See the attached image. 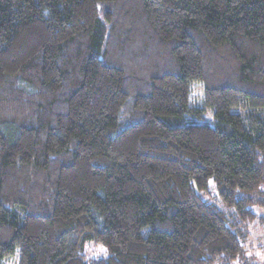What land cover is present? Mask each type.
Returning <instances> with one entry per match:
<instances>
[{
    "label": "trees",
    "instance_id": "obj_1",
    "mask_svg": "<svg viewBox=\"0 0 264 264\" xmlns=\"http://www.w3.org/2000/svg\"><path fill=\"white\" fill-rule=\"evenodd\" d=\"M256 209L264 0H0V264H264Z\"/></svg>",
    "mask_w": 264,
    "mask_h": 264
},
{
    "label": "rangeland",
    "instance_id": "obj_2",
    "mask_svg": "<svg viewBox=\"0 0 264 264\" xmlns=\"http://www.w3.org/2000/svg\"><path fill=\"white\" fill-rule=\"evenodd\" d=\"M193 89L196 91L197 87L194 84ZM202 92H198L195 95H198V100L201 101V98L203 95H201ZM194 99V98H193ZM192 105H194L196 108L201 109L204 108L200 107V105H197L196 101L192 102ZM188 123H193L194 125L202 126V125H209L212 126L215 123V117L212 110H206L202 112L200 115H194V116H188L187 117ZM258 214L263 216L264 210L262 209H256ZM250 228V236L248 237V243H247V251L248 256L253 258L254 260L264 262V227L260 225V223L255 222ZM86 253L89 255L90 258H103L106 256V249L103 246L98 245L97 247L91 248L88 247L86 250ZM3 264H19L18 261V253L16 256H13L7 260L4 261Z\"/></svg>",
    "mask_w": 264,
    "mask_h": 264
}]
</instances>
